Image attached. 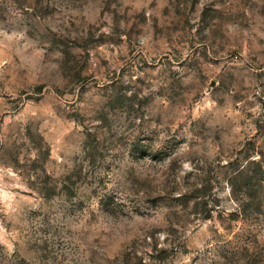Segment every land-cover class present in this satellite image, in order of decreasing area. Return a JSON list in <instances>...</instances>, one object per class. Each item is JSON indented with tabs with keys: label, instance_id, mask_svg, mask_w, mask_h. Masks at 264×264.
<instances>
[{
	"label": "rangeland",
	"instance_id": "obj_1",
	"mask_svg": "<svg viewBox=\"0 0 264 264\" xmlns=\"http://www.w3.org/2000/svg\"><path fill=\"white\" fill-rule=\"evenodd\" d=\"M0 193V264H264V0H0Z\"/></svg>",
	"mask_w": 264,
	"mask_h": 264
},
{
	"label": "clouds",
	"instance_id": "obj_2",
	"mask_svg": "<svg viewBox=\"0 0 264 264\" xmlns=\"http://www.w3.org/2000/svg\"><path fill=\"white\" fill-rule=\"evenodd\" d=\"M4 195H5L4 193H0V198H3ZM5 243H6L9 247L11 246L10 243H8V242H5Z\"/></svg>",
	"mask_w": 264,
	"mask_h": 264
}]
</instances>
